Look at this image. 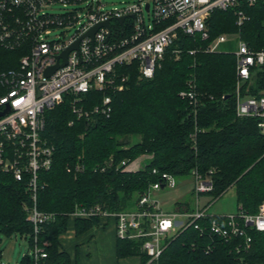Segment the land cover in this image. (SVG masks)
<instances>
[{
  "label": "trees",
  "instance_id": "1",
  "mask_svg": "<svg viewBox=\"0 0 264 264\" xmlns=\"http://www.w3.org/2000/svg\"><path fill=\"white\" fill-rule=\"evenodd\" d=\"M246 13L250 20L239 29L234 11L214 12L208 20L209 41L180 32L152 79L140 81L134 70L118 68L130 75L123 90L94 91L85 97V107L91 110L111 96L109 117L78 120L68 99L48 111L43 137L55 148L52 167L40 174L36 202L26 182L0 171V234L24 239L29 250L37 241L47 254L46 264H72L60 243L70 225L74 224L77 237L105 225L99 217L73 219L77 207L133 211L163 174L180 183L191 180L195 171L210 175V196L219 199L232 188L239 209L257 214L264 202V135L257 119L237 117L236 57L205 52L216 37L239 30L253 49L262 50L264 3L246 8ZM176 50L181 52L177 55ZM28 53L24 46L15 50L0 46V75L18 70ZM188 91L195 93L196 101L182 96ZM143 156L150 157L149 164L127 170ZM79 165L82 170H77ZM35 206L54 215L39 233L28 220V210ZM175 210L193 212L194 208L178 202ZM251 234L254 244L248 258L252 264L264 263V233ZM142 246L143 241L117 238V258L136 257L146 264L149 259ZM231 246L211 243L191 227L168 241L159 264H237ZM21 264H34V258L27 255Z\"/></svg>",
  "mask_w": 264,
  "mask_h": 264
},
{
  "label": "built area",
  "instance_id": "2",
  "mask_svg": "<svg viewBox=\"0 0 264 264\" xmlns=\"http://www.w3.org/2000/svg\"><path fill=\"white\" fill-rule=\"evenodd\" d=\"M260 3L264 0H128L108 11L103 0H0V46L8 50L24 46L29 52L18 70L0 75V171L26 182L36 202L40 174L52 167L55 154L43 137L48 111L68 99L78 120L109 117L111 96L91 110L85 107V97L94 91L123 90L130 75L119 73L118 68L134 70L140 81L152 79L180 32L209 41L208 20L214 12L234 11L236 25L242 29L250 20L246 8ZM55 6L64 12L50 13ZM231 39L238 42V51L232 53L237 63V117L257 119L264 135V48L253 49L239 30L216 37L205 52H221ZM174 52L178 55L181 51ZM182 96L196 101L193 91ZM82 168L79 165L77 170ZM192 179L196 195L193 212L162 209L154 194L178 184L175 177L163 174L141 197L136 210L110 213L101 206L77 207L71 216L114 219L118 239L143 241L142 252L149 259L146 264H159L168 241L191 227L211 243L232 245L237 264H252L248 258L254 244L251 232L264 233V202L254 215L243 209L231 215H211V203L203 208L197 204L202 194L213 190L210 175L203 177L195 171ZM28 212L35 233L54 218L36 206ZM31 256L34 264H46L47 254L37 241Z\"/></svg>",
  "mask_w": 264,
  "mask_h": 264
},
{
  "label": "rangeland",
  "instance_id": "3",
  "mask_svg": "<svg viewBox=\"0 0 264 264\" xmlns=\"http://www.w3.org/2000/svg\"><path fill=\"white\" fill-rule=\"evenodd\" d=\"M128 0H103L105 9L110 11L116 7H121V3ZM50 13L61 14L64 12L60 6H55L49 10ZM147 16V15H146ZM148 18V16H147ZM73 34V32H70ZM221 52L235 53L238 51V42L231 39L227 44L221 47ZM134 142V139H130ZM150 163V157L146 156L143 160L138 159L137 165L140 168ZM133 166V165H132ZM134 168L136 166H133ZM191 187H194V180L183 181L177 184L174 189H166L155 193L156 198L159 199L160 205L165 207L172 206L174 202H188L189 208L196 209V195L191 194ZM211 203L209 213L211 215H231L237 213L239 207L234 189H230L225 195L219 199H215L209 194H202L197 201L198 206L205 207ZM31 256L28 243L21 238L8 239L0 234V264H21L25 256Z\"/></svg>",
  "mask_w": 264,
  "mask_h": 264
},
{
  "label": "crops",
  "instance_id": "4",
  "mask_svg": "<svg viewBox=\"0 0 264 264\" xmlns=\"http://www.w3.org/2000/svg\"><path fill=\"white\" fill-rule=\"evenodd\" d=\"M146 156L139 159L143 160ZM136 166L135 168L133 166ZM141 166L137 161L129 166L130 171H137ZM193 187H191V194ZM155 200L159 201L154 194ZM160 202V201H159ZM174 202L170 207L161 205L166 212L175 210ZM105 225L93 229L81 237L76 236L75 226L71 224L67 233L60 237L62 247L71 257L72 264H140L139 258L119 260L117 258L116 222L114 219L104 220Z\"/></svg>",
  "mask_w": 264,
  "mask_h": 264
},
{
  "label": "water",
  "instance_id": "5",
  "mask_svg": "<svg viewBox=\"0 0 264 264\" xmlns=\"http://www.w3.org/2000/svg\"><path fill=\"white\" fill-rule=\"evenodd\" d=\"M124 19H122L121 21H123ZM108 24H106V26H107ZM97 30V29H96ZM95 30V31H96ZM94 31V32H95ZM92 35H93V33H92ZM72 49H70V50H68L67 52H65L64 53V58H66L67 57V55L70 53V51H71ZM66 65V64H65ZM64 66V65H63ZM60 66H57V67H55L54 69H52L51 71H49L48 73H47V76H51L58 68H59ZM1 116V115H0Z\"/></svg>",
  "mask_w": 264,
  "mask_h": 264
}]
</instances>
